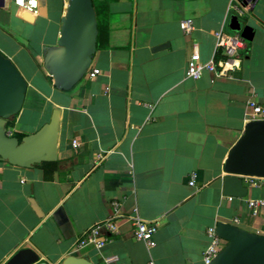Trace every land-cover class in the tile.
I'll use <instances>...</instances> for the list:
<instances>
[{
  "label": "crops",
  "instance_id": "0c3cea01",
  "mask_svg": "<svg viewBox=\"0 0 264 264\" xmlns=\"http://www.w3.org/2000/svg\"><path fill=\"white\" fill-rule=\"evenodd\" d=\"M68 2L36 0L45 14L13 0L0 7V53L27 83L7 131L24 137L58 114L53 170L0 161V264L26 248L48 264L70 255L93 264L107 255L121 264H203L207 230L217 222L264 236V210L249 206L264 200V179L253 186L242 177L244 198L222 193L224 163L249 122V104L264 108V0L248 2L239 21L247 41L240 68L219 77L204 71L198 80L186 76V63L194 51L202 62L215 58V32L232 31L233 0L110 1L92 60L99 75L60 91L47 80L42 49L56 45ZM185 19L193 20L189 35L180 28ZM113 201L124 215L119 234L100 252L76 250L86 230L109 218ZM133 216L159 220L151 249L134 239Z\"/></svg>",
  "mask_w": 264,
  "mask_h": 264
},
{
  "label": "water",
  "instance_id": "95a60500",
  "mask_svg": "<svg viewBox=\"0 0 264 264\" xmlns=\"http://www.w3.org/2000/svg\"><path fill=\"white\" fill-rule=\"evenodd\" d=\"M255 0H245L250 2ZM3 7V0H0ZM46 9L38 10L45 14ZM232 31H241V23L232 17ZM97 21L91 0H69L61 18L59 38L54 46L43 47V70L52 77L55 89L71 90L92 68L96 52ZM241 35L244 37V33ZM165 45L153 48L161 50ZM27 83L14 64L0 53V161L20 168H32L43 162L57 161L58 114L49 122L20 140L10 136L7 123L22 109ZM223 195L244 198L247 188L242 177L264 179V120L246 124L244 132L228 153L224 163ZM35 214L43 216L33 199ZM216 235L225 242L210 264H264V236L247 232L233 224L217 222ZM5 264H48L26 248L17 251ZM63 264H93L83 257L70 255Z\"/></svg>",
  "mask_w": 264,
  "mask_h": 264
},
{
  "label": "built area",
  "instance_id": "2783aa9c",
  "mask_svg": "<svg viewBox=\"0 0 264 264\" xmlns=\"http://www.w3.org/2000/svg\"><path fill=\"white\" fill-rule=\"evenodd\" d=\"M13 3L24 9L32 10L33 13L38 14V7L36 0H13ZM250 3L245 0H233L228 8V15L235 17L238 21L244 18ZM180 28L185 35H189L193 30V20L185 19L180 22ZM216 38V55L215 58L209 62H202L197 51L192 52L186 63V76L192 80H198L204 71L213 73L215 76H230L232 72L238 70L241 66L243 53L246 50L247 41L240 32L231 31L224 32L219 30L215 32ZM97 68H91L86 72L84 77L89 80L94 79L99 75ZM250 113L248 115L249 122L254 120H264V108L250 102ZM11 136V133L7 131ZM73 147L78 144L73 141ZM103 157L98 156V161ZM250 178V177H249ZM258 178H250L249 183L253 186L257 185ZM194 184V177L189 180V185ZM251 211L256 214L259 209L264 210V200H251L249 202ZM121 213V205L118 201L111 203V214L108 219L102 223H98L86 230L77 240L75 249L80 250L91 246L100 252L108 243L119 234L117 220L123 218ZM132 225L135 227L133 237L136 241L141 242L149 250L155 246L154 236L159 227V220L143 221L138 216L130 218ZM207 237L209 243L204 250L202 261L203 264H210L211 260L220 250L221 239L216 235L215 228L207 230ZM105 264H121L118 256L107 255L103 256Z\"/></svg>",
  "mask_w": 264,
  "mask_h": 264
},
{
  "label": "trees",
  "instance_id": "16d2710c",
  "mask_svg": "<svg viewBox=\"0 0 264 264\" xmlns=\"http://www.w3.org/2000/svg\"><path fill=\"white\" fill-rule=\"evenodd\" d=\"M92 6L95 11L96 15V21H97V39H96V49L100 46V42L102 39L106 37V24H107V14H108V3L110 1L115 0H91ZM47 80L52 83V77L47 75ZM53 85V83H52ZM54 87V86H53ZM11 125L10 122L7 123V126ZM19 140L22 138V136H15ZM56 162H43L40 164V166H43L44 168H49V170H53V167L55 166Z\"/></svg>",
  "mask_w": 264,
  "mask_h": 264
},
{
  "label": "rangeland",
  "instance_id": "374dc122",
  "mask_svg": "<svg viewBox=\"0 0 264 264\" xmlns=\"http://www.w3.org/2000/svg\"><path fill=\"white\" fill-rule=\"evenodd\" d=\"M18 70V69H17ZM19 71V70H18ZM20 73V72H19Z\"/></svg>",
  "mask_w": 264,
  "mask_h": 264
}]
</instances>
